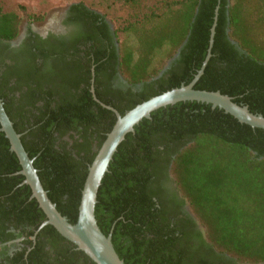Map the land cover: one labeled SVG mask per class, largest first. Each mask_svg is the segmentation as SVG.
I'll list each match as a JSON object with an SVG mask.
<instances>
[{
  "label": "trees",
  "instance_id": "trees-1",
  "mask_svg": "<svg viewBox=\"0 0 264 264\" xmlns=\"http://www.w3.org/2000/svg\"><path fill=\"white\" fill-rule=\"evenodd\" d=\"M217 5L211 57L194 88L220 91L264 116V0H157L123 28L122 39L79 1L69 6V20L80 24L74 32L47 48L28 45L21 57L2 42L18 35L22 16L0 7V99L70 223L88 166L116 120L93 99L91 79L99 101L120 114L189 83L205 58ZM116 65L130 85L125 92L111 88L107 71ZM20 170L0 131V243L24 236L11 254L9 246L0 251V264H96L52 225L35 232L46 216ZM95 218L125 264H264V129L197 101L154 110L118 145Z\"/></svg>",
  "mask_w": 264,
  "mask_h": 264
},
{
  "label": "water",
  "instance_id": "water-1",
  "mask_svg": "<svg viewBox=\"0 0 264 264\" xmlns=\"http://www.w3.org/2000/svg\"><path fill=\"white\" fill-rule=\"evenodd\" d=\"M218 9L219 5L215 7L205 58L189 83L181 84L178 87H173L158 95L152 96L136 104L124 114H120L114 107L105 105L99 101L94 92L93 78L91 79L92 84L90 90L93 99L111 110L115 114L116 120L88 166L81 190L75 223H70L67 217L58 211L55 203L49 199L37 175V170L33 166V159L28 156V153L24 149L20 134L15 131L12 121L8 117L3 102L0 99V131L9 140L10 150L18 158L21 165L19 173L24 176L23 182L31 189V197L36 199L39 207L46 216V219L43 220L35 232L45 225H52L61 236L73 243L78 250L87 255L94 263L125 264L114 249L111 233L105 235L100 230L95 218V205L97 202L98 188L105 173L108 171L109 163L118 145L123 141L127 133L134 130L135 125L143 118H149L150 114L160 107L180 101H197L210 104L212 108L218 107L235 117L241 123L248 124L254 128L264 129V116L261 113L251 112L247 105L234 102L231 96L223 94L220 91L194 88V84L203 74L204 68L211 57ZM177 54L167 62L165 68L168 67L170 61L177 57Z\"/></svg>",
  "mask_w": 264,
  "mask_h": 264
},
{
  "label": "rangeland",
  "instance_id": "rangeland-1",
  "mask_svg": "<svg viewBox=\"0 0 264 264\" xmlns=\"http://www.w3.org/2000/svg\"><path fill=\"white\" fill-rule=\"evenodd\" d=\"M79 1L104 15L121 39L124 38L123 28L149 10L155 9L157 3V0H0V7L22 16L20 29L27 23H31L34 28L44 29L59 22L66 9ZM39 13L44 14L42 20L31 21L28 18V14Z\"/></svg>",
  "mask_w": 264,
  "mask_h": 264
},
{
  "label": "flooded vegetation",
  "instance_id": "flooded-vegetation-1",
  "mask_svg": "<svg viewBox=\"0 0 264 264\" xmlns=\"http://www.w3.org/2000/svg\"><path fill=\"white\" fill-rule=\"evenodd\" d=\"M70 8L68 7L65 11V13L63 14L61 20L59 22H57L55 25H51L48 28H34L32 26L31 23H27L25 24L23 27H21L18 35L9 41H3L2 44H8L9 47L11 48V53H14V55H17V57H21L22 51L26 48V46H33L34 44H40L43 45L42 47L47 48L48 47V43L53 41V40H60L62 39L63 36H68L70 35L72 32H74L77 29V26L80 24H78L77 22H74L73 20H69V17L71 16L70 13ZM109 26L111 31L113 30L110 22L108 21ZM113 37L114 40V44H115V48L118 51V43L115 40V37ZM49 40L47 43L44 40ZM13 55V54H12ZM171 63V61H170ZM169 63V65H170ZM168 65V67H169ZM168 67L164 68L161 72H163L165 69H167ZM109 73V78H110V84H111V88L116 90V91H122L125 92L128 88V86H130L123 78V76L121 75L118 66L116 65L114 69H109L107 71ZM162 73L159 74V76ZM132 90H137L139 88V85H135V86H131ZM24 183V182H23ZM167 187H169L170 189H176L175 185L173 182H167L166 183ZM177 199L180 200V194L177 192ZM32 198V197H31ZM181 210L185 213V214H189L190 210H189V206L187 203H185L182 207ZM8 232H13L15 231L14 228L12 227H8L7 228ZM31 238H34L33 236ZM24 239V236H19L16 237L14 239L11 240H7L4 242L0 243V251L4 248V247H8L9 246V250L7 251L9 254L12 253V251H14V245L19 244L22 240ZM14 244V245H13Z\"/></svg>",
  "mask_w": 264,
  "mask_h": 264
}]
</instances>
